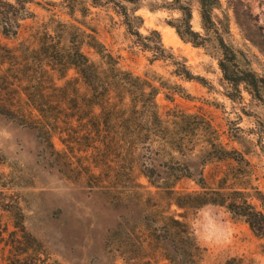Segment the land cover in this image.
<instances>
[{
    "label": "rangeland",
    "instance_id": "obj_1",
    "mask_svg": "<svg viewBox=\"0 0 264 264\" xmlns=\"http://www.w3.org/2000/svg\"><path fill=\"white\" fill-rule=\"evenodd\" d=\"M2 1L18 7L15 0ZM161 4L162 0H140L135 11L142 17L138 31L148 35L151 29L157 30L163 45L183 59L202 81L175 75L174 66L167 60H150L152 52L142 50L121 17L109 7L92 5L90 0H33L25 5L28 11L24 17L11 16L18 22L14 36H4L0 27V240L24 241L26 252L20 255L21 264H124L122 255L126 249L120 240L124 239L125 227L131 230L139 221L135 215L145 216L154 208L165 214L184 215L203 249L202 264H264V235H255L245 222L232 218L223 207L205 205L185 212L174 205L169 207L164 195L140 173L141 150L133 147L139 144L101 142L105 136L114 135L112 131L117 134V128L113 129L112 124L106 133L103 111L96 105L99 100L74 68L61 77L51 68L49 53L39 50L42 35H54L58 22L77 25L88 32L93 29L99 41L117 57L121 69L147 79L157 88L155 102L163 120L171 119L175 112L203 116L218 130L220 142L247 152L246 158L254 165L252 184L264 193V153L257 145L255 117L245 115L241 107L262 119L263 110L250 102L246 92H242L241 103L224 95L226 89L217 61L203 48L177 37L167 20L179 14L159 7ZM0 7L6 12L12 8L3 2ZM214 14L228 16L230 38L247 53L252 68L264 75V0H221V8ZM192 26L199 29L196 5ZM63 41L67 44L66 36ZM82 50L98 60L88 46ZM76 91L80 95L78 105L83 109L81 129L84 136L96 142H62L60 138H67V133H56L47 142L46 135L34 125L39 113L33 104L43 105L50 114L55 110L78 112ZM128 99L125 97L124 102ZM1 110L13 113L6 116ZM193 125L194 134L189 136L202 142L207 136L204 128ZM230 135L238 136L241 144ZM172 155L180 164L193 161L189 163L196 168L195 154ZM169 158L161 154L154 156V162L164 163ZM123 159L131 170L127 175L119 167ZM227 166V162L205 164L206 184L212 186L213 176ZM134 182L143 187L136 188ZM176 189L183 192L197 186L183 179ZM137 201L143 208L138 214L134 205ZM16 224L22 225L40 245L24 239ZM14 230L16 233L11 235ZM145 260L142 264L165 262L159 254L150 263Z\"/></svg>",
    "mask_w": 264,
    "mask_h": 264
},
{
    "label": "trees",
    "instance_id": "obj_2",
    "mask_svg": "<svg viewBox=\"0 0 264 264\" xmlns=\"http://www.w3.org/2000/svg\"><path fill=\"white\" fill-rule=\"evenodd\" d=\"M90 1L94 6L113 9L121 17L126 30L136 37L142 50L152 52L150 60H167L174 66L175 75L186 80L202 81L191 73L183 59H178L163 45L157 30L151 29L148 35H142L138 31L142 17L136 15L135 11L140 0ZM0 2L12 7L10 12L2 11L0 7L1 32L4 36H14L18 22L11 16L24 17L27 14L25 11H28L25 5L33 0H15L17 8L10 2ZM193 5H196L199 16V29L192 26ZM159 7L178 12L179 15L167 20V24L174 29L179 39L194 47L203 48L217 61L226 89L224 95L233 102L241 103L242 92H246L250 102L260 106L264 112V75L252 68L247 53L236 47L230 38L228 16L223 14L222 17H217L214 14L215 10L221 8V0H162ZM53 31L54 35H42L39 50L49 53L51 68L61 77L69 68H74L92 96L99 100L96 105L103 111L105 125L108 126L106 133H109L112 124L113 129L117 128V134L112 131L114 135L105 136V140L101 142L138 143L139 146L133 147L141 150L140 173L164 195L169 207L174 205L185 212L205 205L221 206L232 218L245 222L255 235H264V193L257 185L252 184L254 165L246 158L247 152L233 146L228 148L220 142L218 130L203 116L175 112L171 119L163 120L155 102L157 88L147 79L121 69L117 57L105 48L93 29L88 32L80 26L58 22ZM63 36L67 38V44L66 40L63 41ZM85 45L93 50L98 60L92 59L82 50ZM55 88L63 90L62 92L65 90L64 87ZM176 91L173 90V93ZM77 93L76 91L74 94V102L77 103L75 109L78 112L62 113L55 110L50 114L43 105L33 104L39 113L34 125L46 135L47 142H51L49 140L56 133H67V138H60L62 142H96L93 137L84 136L81 129L84 126L80 114L83 109L78 105L80 95ZM125 97L129 98L128 102H124ZM57 104H60L59 100ZM1 111L6 116L13 113L10 110ZM241 111L255 117L257 145L264 153V119L244 107H241ZM193 124L204 128L207 136L202 142H196L197 139L189 136L194 134ZM231 137L241 144L238 136ZM172 153L184 157L195 154L196 168L189 163L193 162L190 160L184 164L174 161ZM161 154L170 158L167 162L155 164L154 156ZM211 161L227 162L228 166L214 175L212 186H208L203 176V166ZM119 167L126 175L131 171L124 159ZM183 179L193 181L197 189L183 192L177 190V184ZM134 185L136 188L143 187L138 182H134ZM134 205L138 210L137 214L143 211L140 201L134 202ZM152 211L153 213L145 216L140 213L137 217L135 215L139 221L131 230L125 227L124 239L120 240V245L126 249L122 255L124 264H142L145 258V262L150 263L158 254L165 261L163 264H202L203 249L195 241L190 227L183 219L184 215L165 214L158 208ZM15 227H19L24 239L28 238L26 240L38 244L34 237L25 232L22 225L16 224ZM15 233V230L10 232L11 235ZM1 242L0 264H21L20 255L26 252L24 241L16 238L10 241L0 240ZM6 247L8 255L4 253Z\"/></svg>",
    "mask_w": 264,
    "mask_h": 264
}]
</instances>
